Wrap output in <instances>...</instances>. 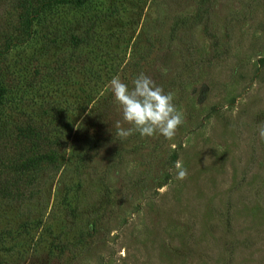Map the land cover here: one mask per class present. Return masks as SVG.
Here are the masks:
<instances>
[{"label":"rangeland","instance_id":"obj_1","mask_svg":"<svg viewBox=\"0 0 264 264\" xmlns=\"http://www.w3.org/2000/svg\"><path fill=\"white\" fill-rule=\"evenodd\" d=\"M18 2L0 0V264H264V0L60 3L21 33ZM140 73L174 94L172 140L116 136L106 86ZM49 145L55 167L18 169Z\"/></svg>","mask_w":264,"mask_h":264},{"label":"clouds","instance_id":"obj_2","mask_svg":"<svg viewBox=\"0 0 264 264\" xmlns=\"http://www.w3.org/2000/svg\"><path fill=\"white\" fill-rule=\"evenodd\" d=\"M167 71L166 68H161L163 74L166 75ZM132 84L130 89L119 76H114L106 86L120 108L123 121L129 125L125 128L117 121L116 136L123 140L138 133L141 138L160 135L172 140L177 129L184 123L183 113L173 103L174 94L165 93L162 87L157 86L144 73H140ZM258 132L261 140H264V126ZM175 169L177 180L183 181L187 178L188 170L180 161L175 163Z\"/></svg>","mask_w":264,"mask_h":264},{"label":"trees","instance_id":"obj_3","mask_svg":"<svg viewBox=\"0 0 264 264\" xmlns=\"http://www.w3.org/2000/svg\"><path fill=\"white\" fill-rule=\"evenodd\" d=\"M84 0H19L18 6L22 8L23 10V16L20 18L23 20V28L16 29L15 31H18L21 33L26 27H31L37 23L40 19V15H44L46 11L51 9L52 7H55L56 5H59L60 3H67V4H74L76 6L81 5ZM36 25V24H35ZM30 28V29H31ZM17 35L15 36H9L6 49L8 50L10 47L14 46L15 44H20L24 42L27 38V35L20 36L18 33H15ZM13 39L18 40V42H12ZM4 43V45H5ZM17 44V45H18ZM12 45V46H11ZM37 137V135H35ZM33 137V134L29 133V130L26 132V138ZM35 144V143H33ZM38 153V152H35ZM31 154L29 158H27L25 161L18 162L17 165L19 166L18 169L21 171L23 170H33L37 169L39 164L46 163L45 165H49L51 168L55 167L56 161H57V153L56 149H53L51 145H49L41 154ZM33 168V169H32ZM39 167L38 169H40ZM20 173H17V179H20ZM12 191L3 185H0V197H10L12 195Z\"/></svg>","mask_w":264,"mask_h":264}]
</instances>
